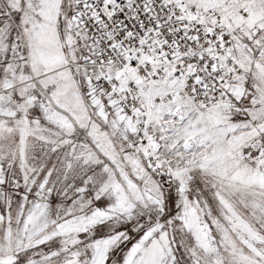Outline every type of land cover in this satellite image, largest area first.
Segmentation results:
<instances>
[{"label": "snow or ice", "instance_id": "6c2138e0", "mask_svg": "<svg viewBox=\"0 0 264 264\" xmlns=\"http://www.w3.org/2000/svg\"><path fill=\"white\" fill-rule=\"evenodd\" d=\"M0 264H264V0H0Z\"/></svg>", "mask_w": 264, "mask_h": 264}]
</instances>
